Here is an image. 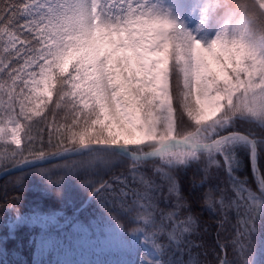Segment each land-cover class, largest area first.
<instances>
[{"label": "snow or ice", "instance_id": "snow-or-ice-1", "mask_svg": "<svg viewBox=\"0 0 264 264\" xmlns=\"http://www.w3.org/2000/svg\"><path fill=\"white\" fill-rule=\"evenodd\" d=\"M0 176L10 234L83 176L135 257L57 264H264V0H0Z\"/></svg>", "mask_w": 264, "mask_h": 264}, {"label": "trees", "instance_id": "trees-1", "mask_svg": "<svg viewBox=\"0 0 264 264\" xmlns=\"http://www.w3.org/2000/svg\"><path fill=\"white\" fill-rule=\"evenodd\" d=\"M85 177H80V180ZM8 177L0 178V202L3 200L4 185ZM80 180L73 179L72 187L68 190L65 199L61 200L54 193H46L42 183L38 178H33L28 182L27 189L23 192V199L18 207L21 211L28 213L32 208L39 207L43 210H55L61 213L63 219L60 220L59 231L61 239V247L55 250L44 248L41 250L37 244L32 241L39 242L40 237L44 235L47 229L40 223H27L17 226L14 234H10L7 228V222L11 213L4 212L0 209V238H2V251H0V264H57L58 261H83L79 257L84 252H90L85 247L84 239L87 237L92 243H95L104 235L98 227L100 217L104 214V209L100 207L99 201H91L82 205L87 201L91 189L85 191L79 186ZM9 195H14L11 186H8ZM202 221H210L211 218L207 212H204ZM212 234L205 237L206 246L208 248L207 259H214L212 247L215 240V227L211 229ZM228 236L223 234V238ZM200 251H203L201 249ZM219 251V249H217ZM230 251V250H229ZM114 253H112V256ZM128 255V254H127ZM109 257L108 252L99 254V259L95 255L90 254L89 260L92 262H111L117 261ZM116 256V254H115ZM112 258V259H108ZM201 259H204L201 256Z\"/></svg>", "mask_w": 264, "mask_h": 264}, {"label": "rangeland", "instance_id": "rangeland-1", "mask_svg": "<svg viewBox=\"0 0 264 264\" xmlns=\"http://www.w3.org/2000/svg\"><path fill=\"white\" fill-rule=\"evenodd\" d=\"M85 242V247L86 249L88 248L89 250H91L90 252H84L83 255H81L79 258L83 261H88L89 260V256L90 254L95 255V258L97 257V259H99V254H103L105 251L108 252L109 257L112 256V253H114V255L112 256V258L117 259V260H127V259H134V256H129L127 255V253L125 251H123L122 249L116 247L113 244H110L105 237H101L99 238L95 243H92V241H90L89 239H87V237L84 239ZM116 254V256H115ZM112 258H108L109 260ZM65 260V257L62 258ZM76 261V260H75Z\"/></svg>", "mask_w": 264, "mask_h": 264}, {"label": "water", "instance_id": "water-1", "mask_svg": "<svg viewBox=\"0 0 264 264\" xmlns=\"http://www.w3.org/2000/svg\"><path fill=\"white\" fill-rule=\"evenodd\" d=\"M0 177H3V176H0Z\"/></svg>", "mask_w": 264, "mask_h": 264}]
</instances>
